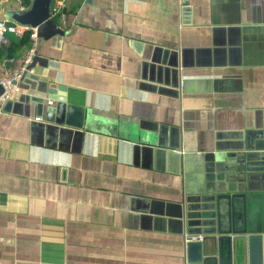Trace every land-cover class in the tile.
Instances as JSON below:
<instances>
[{
    "label": "crops",
    "instance_id": "1",
    "mask_svg": "<svg viewBox=\"0 0 264 264\" xmlns=\"http://www.w3.org/2000/svg\"><path fill=\"white\" fill-rule=\"evenodd\" d=\"M30 2L0 0V19ZM52 17L62 33L0 110V264H184L177 202L264 115V0H67ZM52 81L84 91L81 129L35 114Z\"/></svg>",
    "mask_w": 264,
    "mask_h": 264
},
{
    "label": "water",
    "instance_id": "2",
    "mask_svg": "<svg viewBox=\"0 0 264 264\" xmlns=\"http://www.w3.org/2000/svg\"><path fill=\"white\" fill-rule=\"evenodd\" d=\"M54 4L55 0H31L30 6L12 14V19L35 28L37 38L47 40L62 33L52 17ZM0 47L6 50L1 43ZM166 54L162 64L167 63ZM173 67L177 73L181 64ZM171 71L165 68L166 75ZM25 75L32 74L24 72L21 81ZM181 79L175 89L184 92L189 80ZM39 91L43 96L32 101L46 130L83 127V90L52 81L44 82ZM208 157L210 170H206L204 181L183 194L173 214L183 239V263L264 264V115L240 132L233 144ZM186 235L200 238L186 241Z\"/></svg>",
    "mask_w": 264,
    "mask_h": 264
},
{
    "label": "built area",
    "instance_id": "3",
    "mask_svg": "<svg viewBox=\"0 0 264 264\" xmlns=\"http://www.w3.org/2000/svg\"><path fill=\"white\" fill-rule=\"evenodd\" d=\"M58 4L57 10L53 14L63 13L66 7L67 0H55ZM25 34H28L29 47L24 51L20 60L14 57L5 58L3 61L8 64L5 73L0 77V105L2 106L10 98L19 92V83L23 77L24 72L32 73L31 67L34 55L35 46L37 42L36 29L29 26L14 24L0 19V43L7 46L10 42L9 36L12 35L17 39H21ZM30 67V68H29ZM50 104L51 101H48ZM199 236H185V240H196Z\"/></svg>",
    "mask_w": 264,
    "mask_h": 264
},
{
    "label": "trees",
    "instance_id": "4",
    "mask_svg": "<svg viewBox=\"0 0 264 264\" xmlns=\"http://www.w3.org/2000/svg\"><path fill=\"white\" fill-rule=\"evenodd\" d=\"M28 34H25L21 39H10L9 44L5 51L0 48V54H6L7 57H11L14 51H16L19 47L28 44Z\"/></svg>",
    "mask_w": 264,
    "mask_h": 264
}]
</instances>
